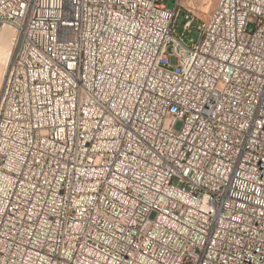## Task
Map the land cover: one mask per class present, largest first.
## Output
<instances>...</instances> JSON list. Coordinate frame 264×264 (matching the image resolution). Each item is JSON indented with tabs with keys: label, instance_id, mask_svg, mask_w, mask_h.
<instances>
[{
	"label": "built area",
	"instance_id": "obj_1",
	"mask_svg": "<svg viewBox=\"0 0 264 264\" xmlns=\"http://www.w3.org/2000/svg\"><path fill=\"white\" fill-rule=\"evenodd\" d=\"M191 2L0 0V264H264V0Z\"/></svg>",
	"mask_w": 264,
	"mask_h": 264
},
{
	"label": "rangeland",
	"instance_id": "obj_2",
	"mask_svg": "<svg viewBox=\"0 0 264 264\" xmlns=\"http://www.w3.org/2000/svg\"><path fill=\"white\" fill-rule=\"evenodd\" d=\"M188 3L189 0H183V2ZM217 0H192L191 6L194 7L195 14L201 19H205L209 16L211 11L216 6ZM208 3L209 5H206L205 3ZM174 7V3L170 2L168 4V8L172 9ZM180 32V30H178ZM12 33L9 31H3L0 35V93L4 86V83L7 78V72H8V65L10 60V53L12 50ZM180 127V124H178L177 128Z\"/></svg>",
	"mask_w": 264,
	"mask_h": 264
},
{
	"label": "bare ground",
	"instance_id": "obj_3",
	"mask_svg": "<svg viewBox=\"0 0 264 264\" xmlns=\"http://www.w3.org/2000/svg\"><path fill=\"white\" fill-rule=\"evenodd\" d=\"M3 31H4V32H5V31H9V32L12 33V31H11L10 29H4V30L0 31V35L2 34Z\"/></svg>",
	"mask_w": 264,
	"mask_h": 264
}]
</instances>
